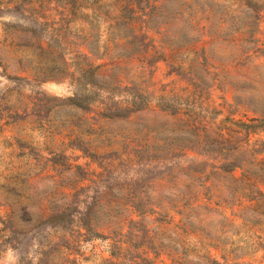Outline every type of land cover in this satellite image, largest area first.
Instances as JSON below:
<instances>
[{"label":"rangeland","instance_id":"rangeland-1","mask_svg":"<svg viewBox=\"0 0 264 264\" xmlns=\"http://www.w3.org/2000/svg\"><path fill=\"white\" fill-rule=\"evenodd\" d=\"M189 117L264 119V0H0V264H264V195ZM68 200L87 230L39 225Z\"/></svg>","mask_w":264,"mask_h":264},{"label":"trees","instance_id":"trees-1","mask_svg":"<svg viewBox=\"0 0 264 264\" xmlns=\"http://www.w3.org/2000/svg\"><path fill=\"white\" fill-rule=\"evenodd\" d=\"M129 25V23H127ZM14 79L22 80L21 76H14ZM86 79V84L90 86L88 94L74 92L68 97L71 104L77 108L88 106L97 101L100 92L104 88L103 81L96 73V67H89L81 70L78 80ZM116 111L106 114L107 117L128 116L135 109L132 105L126 107L117 106ZM193 118V117H192ZM188 118L186 127L189 128L188 136H206L203 140H196L192 144L197 152L216 151L215 158L217 168L222 172L230 173L237 169L241 170L240 176L236 180L241 184L247 199H254L256 194L264 195L259 186L264 184V138L250 139L251 134L264 131L263 118H251L246 121L231 122L228 128H219L216 124L202 123L195 119ZM88 216L89 212L86 213ZM12 220L13 216H9ZM76 222L86 230L90 227V220L77 221L74 212V205L71 200L63 203L62 206L50 208V211L39 220V225L44 227H59L70 229ZM94 236L101 237L100 232L94 231Z\"/></svg>","mask_w":264,"mask_h":264}]
</instances>
